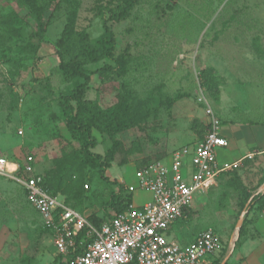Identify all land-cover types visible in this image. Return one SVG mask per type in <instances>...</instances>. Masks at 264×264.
<instances>
[{
    "label": "rangeland",
    "instance_id": "1",
    "mask_svg": "<svg viewBox=\"0 0 264 264\" xmlns=\"http://www.w3.org/2000/svg\"><path fill=\"white\" fill-rule=\"evenodd\" d=\"M113 1L80 0L76 29L84 30L93 46L103 33V8ZM65 16L62 5L38 37L26 5L0 0V157L8 162L7 172L28 154L41 171L56 172L67 164L71 184L79 175L89 185L78 201L68 195V204L79 213L106 216L112 180L135 183L134 170L145 161L201 140L206 104L223 125H264V0H137L126 19L110 24L115 53L128 49L126 73L101 72L105 64L113 65L108 59L87 67L91 74L84 97L102 108L127 102L136 124L114 135L122 152L101 177L99 167L79 155L77 143L71 140L66 155L61 153V136H70L57 97L82 82L64 77L54 52ZM93 134L97 145L91 151L104 156L111 140ZM251 151L239 166L217 174L214 184L196 196L190 215L167 233L182 244L210 228L219 247L208 264H264V206H243L245 196L256 193L264 202V151ZM223 156L227 153L218 159ZM151 197L144 190L131 193L135 205ZM239 220L242 234L231 249ZM57 258L52 230L18 183L0 175V264H52Z\"/></svg>",
    "mask_w": 264,
    "mask_h": 264
},
{
    "label": "built area",
    "instance_id": "2",
    "mask_svg": "<svg viewBox=\"0 0 264 264\" xmlns=\"http://www.w3.org/2000/svg\"><path fill=\"white\" fill-rule=\"evenodd\" d=\"M204 114L206 129L201 140L174 148L163 159L136 168L135 183L119 180L126 193L144 190L152 194L151 199L141 205L131 200L122 212L98 227L43 188L32 155H23L22 175L19 163L7 172V160L0 157V175L18 183L28 204L52 229L53 244L61 257L56 264H208L219 247L210 228L200 230L185 244L167 237L171 226L185 217V210L196 196L214 184L217 174L239 166L241 161L218 163L215 149L225 147L227 140L221 134V121L209 104L205 105Z\"/></svg>",
    "mask_w": 264,
    "mask_h": 264
},
{
    "label": "trees",
    "instance_id": "3",
    "mask_svg": "<svg viewBox=\"0 0 264 264\" xmlns=\"http://www.w3.org/2000/svg\"><path fill=\"white\" fill-rule=\"evenodd\" d=\"M136 1L116 0V2L113 1L112 5L109 4L108 6H104V8L102 6L107 12V17L102 21L103 33L96 41L97 45L93 46L89 41L87 33L84 30L76 29L80 0H17L19 4L26 5L33 13L37 26L35 36L38 37L43 36L54 13L62 5L66 7L65 23L60 36L54 43V52L58 56V67L64 77L82 79V82L76 83L68 93L60 94L57 97V103L61 110V118L70 136V140L61 136L64 142V145L61 147V153L65 154L72 140L78 144L79 155L99 167L98 173L101 177L104 175V170L111 166L115 155L122 152V144L113 138L114 135L136 124L131 113H128L127 102L119 101L110 107L102 108L95 99L84 97V91L90 81L91 74L87 67L102 59H108L111 60L113 65L105 64L101 67V72L110 70L119 76L126 73V65L129 58L128 49L125 48L122 52L115 53L116 40L110 24L126 19ZM120 98L121 100H126L128 96H120ZM93 131L104 134L111 140V146L107 149L104 156L91 151L97 145V139ZM166 155L167 152L147 162L163 159ZM147 162L145 161V163ZM120 163L123 164L126 161L122 159ZM33 165L35 171L42 176L43 188L53 196L63 197V203L68 206H70L68 204V195L71 194L74 200L78 201L80 200L82 191H84V187L88 188L89 186L87 179H83L79 175H75L76 180L71 184L72 173L67 164L59 167L56 172L39 170L35 161ZM21 168L22 161L20 162L19 175H22ZM103 178H106V176H103ZM262 200V193H256L251 197L250 195H246L243 206L248 202L247 207L249 210L254 207L260 209L264 206ZM129 202H131V194L124 191L122 184L118 180H112L106 216L91 214L87 218L93 225L98 227L103 221L122 212ZM187 210L184 212L185 217L188 216ZM243 226L244 224L241 225L239 235L242 234ZM238 242H236V245H238ZM77 249L80 251V246L77 245ZM60 258L58 255V258L52 264H56Z\"/></svg>",
    "mask_w": 264,
    "mask_h": 264
},
{
    "label": "crops",
    "instance_id": "4",
    "mask_svg": "<svg viewBox=\"0 0 264 264\" xmlns=\"http://www.w3.org/2000/svg\"><path fill=\"white\" fill-rule=\"evenodd\" d=\"M221 134L226 138L227 145L225 147H218L215 149L216 159L220 164L230 163L236 160H242L244 157L252 154L251 152L253 151H251V149H254V151H256L257 149L264 151V125H223L221 121ZM198 141L199 140L188 144L192 145ZM222 153H227V158L223 156V158L219 160V156L222 155ZM193 209L194 208L191 205V207L187 210L188 216L193 211ZM192 238L182 244L187 243Z\"/></svg>",
    "mask_w": 264,
    "mask_h": 264
},
{
    "label": "water",
    "instance_id": "5",
    "mask_svg": "<svg viewBox=\"0 0 264 264\" xmlns=\"http://www.w3.org/2000/svg\"><path fill=\"white\" fill-rule=\"evenodd\" d=\"M263 186H264V184H263ZM240 221H241V220H239V222H238V226L236 227L235 236H234V238H233V240H232V244H231V249L233 248V246H234V242H235V240L237 239V237H238V235H239V226H240V223H241ZM230 251H231V250H230ZM230 251L228 252L226 258L229 256ZM224 262H225V260H223L221 264H223Z\"/></svg>",
    "mask_w": 264,
    "mask_h": 264
},
{
    "label": "bare ground",
    "instance_id": "6",
    "mask_svg": "<svg viewBox=\"0 0 264 264\" xmlns=\"http://www.w3.org/2000/svg\"><path fill=\"white\" fill-rule=\"evenodd\" d=\"M8 162H6V165H7Z\"/></svg>",
    "mask_w": 264,
    "mask_h": 264
}]
</instances>
